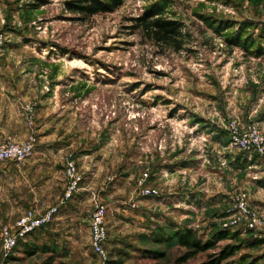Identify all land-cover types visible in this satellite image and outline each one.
Masks as SVG:
<instances>
[{
  "label": "rangeland",
  "instance_id": "obj_1",
  "mask_svg": "<svg viewBox=\"0 0 264 264\" xmlns=\"http://www.w3.org/2000/svg\"><path fill=\"white\" fill-rule=\"evenodd\" d=\"M66 1L0 0V85L19 88L25 121L24 136L7 139L17 142L34 136L35 149L38 126L47 123L43 131L49 139L44 144L55 138L67 151L59 162L65 180L62 194L68 182L67 157L77 165L82 179L77 192L82 195L73 202L79 208L78 243L67 256L70 264H153L148 257L153 250L166 253L160 264H174L184 249L165 241L169 234L189 227L201 240H211L222 229L227 207L181 205L184 210L174 213L176 219L163 210L143 213L137 204L139 182L144 179V187L159 191V186L150 185V175L154 162L163 161L153 162L151 156L157 151L163 157L167 144L178 149L184 145L188 153L205 149L198 138L206 131L202 134L193 124L201 123V116L210 118L222 104L227 103L231 113L221 115L225 130L230 121L238 120L242 128L255 124L264 136L255 110L250 118L238 113L259 103L264 56L246 54L240 47L230 49L224 40L238 34L263 46L264 0H122L114 12L84 20L66 10ZM154 2L164 4L165 15L181 22L186 35L181 50L154 44L130 29L131 19ZM17 162L4 161L0 169ZM241 193L249 210L264 221L262 210L249 203L247 190L240 189L234 198ZM63 196L56 204L26 208L19 216L27 210L43 212L60 204ZM1 197L5 198L0 192ZM99 203L107 207L104 263L91 250L90 215ZM3 204L0 233L19 218L9 219ZM226 230L238 233L239 239L220 241L218 247L236 246L234 260L239 264H264V227L252 231L240 224ZM52 239L59 240L50 237L46 243ZM26 240L7 255L0 240V264H45L50 254L40 250L42 242L23 243ZM214 251L199 253L183 264H203ZM54 253L58 262L62 255Z\"/></svg>",
  "mask_w": 264,
  "mask_h": 264
},
{
  "label": "crops",
  "instance_id": "obj_2",
  "mask_svg": "<svg viewBox=\"0 0 264 264\" xmlns=\"http://www.w3.org/2000/svg\"><path fill=\"white\" fill-rule=\"evenodd\" d=\"M18 89L17 86L0 85V142L8 137L16 140L17 137H23L25 134L24 107ZM263 89V86H257V92L260 93L257 96L259 103L256 108L245 106L238 109V113L244 118H250L255 110L254 115L264 133ZM214 110L210 118L205 120L201 116L200 119L204 121H200L201 123L196 121L193 124V129L200 130L202 134L206 131L205 136L198 138L199 141L204 142L205 149L202 148V151L196 149L193 152L190 150L188 153L187 150L182 149L185 148L184 145L178 149L167 144L168 150L163 157L157 151L151 156L153 162L158 158H162L163 161L159 165L154 162L150 175V185L159 186L160 194L148 197L138 192L137 198L140 200L137 204L143 213L152 211L158 214L163 210L176 219L174 213L184 210L181 209V205L187 207L203 205V209L226 205L224 213L227 214L234 196L240 189H245L248 191L251 206L259 208L264 214V160L256 152L236 150L229 144L227 131L221 120L222 116L226 118L231 115L227 103L222 104L218 111L215 108ZM47 125V123L39 124L38 147L34 149V154L29 160L17 164L7 163L3 169H0V192L5 196V198L1 197L0 203H4V211L9 219L18 217L26 208H43L56 204L63 195L65 180L59 170V162L67 151L62 150L63 146L57 145L55 138L51 139L50 143L44 144L49 139L46 138L48 132L43 131ZM21 130H24L23 133ZM77 193L73 200L60 206L61 210L53 222L34 231L23 243H30L27 242L30 240L34 243L40 241L41 246L47 251L62 255L58 258L59 261L70 264L66 260L67 256L78 243L76 234L78 223L75 219L79 208L73 202L77 201L82 193L80 191ZM50 237L59 240L52 239L48 245L46 238ZM49 252L45 253L50 254ZM58 262L54 261L53 264Z\"/></svg>",
  "mask_w": 264,
  "mask_h": 264
},
{
  "label": "built area",
  "instance_id": "obj_3",
  "mask_svg": "<svg viewBox=\"0 0 264 264\" xmlns=\"http://www.w3.org/2000/svg\"><path fill=\"white\" fill-rule=\"evenodd\" d=\"M1 43L2 39L0 37V45ZM226 130L229 135V144L235 149L247 153L256 152L264 160V136L255 124L242 128L238 120H233L226 125ZM35 142L36 139L34 136H31L25 141L16 142L12 139L2 141L0 143V164L8 160L17 162L30 158L34 153ZM65 164L68 182L60 204L75 196L82 180L77 165L74 164L71 156L67 157ZM143 183L144 179L139 182L140 195L151 197L160 194L154 188L149 189L144 187ZM60 204L49 206L45 211L39 213L35 210H27L19 216L13 226H5L0 233L3 255H7L13 251L20 241L31 236L34 231L48 225L60 212ZM93 208L90 215L91 250L98 261L104 263L108 258V253L105 250L108 237H106L104 222L107 207L99 203ZM227 212L222 222V230L237 227L240 224L244 229L252 231L260 230L264 227V221L256 213L249 210L244 193L233 198Z\"/></svg>",
  "mask_w": 264,
  "mask_h": 264
},
{
  "label": "trees",
  "instance_id": "obj_4",
  "mask_svg": "<svg viewBox=\"0 0 264 264\" xmlns=\"http://www.w3.org/2000/svg\"><path fill=\"white\" fill-rule=\"evenodd\" d=\"M122 3V0H69L66 1V10L77 15L80 20H84L91 15L114 12ZM131 20L130 29L139 30L143 37L151 40L154 44L171 48L174 51H179L186 45V35L182 31L181 22L166 16L165 5L162 3L149 4L140 16ZM224 40L230 49L240 47L246 54L257 57L264 56V45L256 43L250 36L249 38H241L238 34H234L224 38ZM217 233L211 240L203 241L189 227L172 231L165 241H175L180 249H184L181 254L175 257L174 264H183L189 259L195 258L197 254L212 249H217V251L209 254L203 264H239L234 260L237 251L236 246L232 244H226L222 247L217 246L218 242L226 239L237 241L239 234L222 229ZM40 250L49 252L43 247ZM49 253L50 255L45 264H53L58 257L54 251ZM148 255L150 259L154 260L153 264H160L159 261L164 260L166 257L165 252L156 250L149 252ZM58 264L65 263L59 261Z\"/></svg>",
  "mask_w": 264,
  "mask_h": 264
}]
</instances>
